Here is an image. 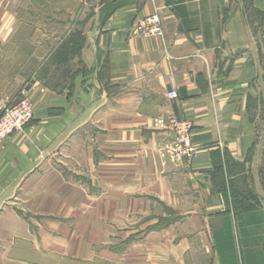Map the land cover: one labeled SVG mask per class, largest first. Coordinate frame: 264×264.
I'll list each match as a JSON object with an SVG mask.
<instances>
[{"label":"crops","instance_id":"1","mask_svg":"<svg viewBox=\"0 0 264 264\" xmlns=\"http://www.w3.org/2000/svg\"><path fill=\"white\" fill-rule=\"evenodd\" d=\"M106 1L96 0L82 49L90 80L78 74L61 91L35 83L33 119L0 142V264H41L38 234L86 194L147 224L172 217L147 233L160 248L151 264H264V200L235 212L237 198L214 178L218 163L224 182L246 180L264 198L255 172L264 123L254 115L264 109L263 27L252 29L244 0H124L110 12ZM252 3L264 11V0ZM155 13L163 35L134 33ZM184 120L190 158L174 152ZM185 219L199 247L177 230Z\"/></svg>","mask_w":264,"mask_h":264},{"label":"rangeland","instance_id":"2","mask_svg":"<svg viewBox=\"0 0 264 264\" xmlns=\"http://www.w3.org/2000/svg\"><path fill=\"white\" fill-rule=\"evenodd\" d=\"M95 28L96 0H0V114L4 108L14 106L35 83L61 91L71 87L78 74H82L84 83L89 81L91 69L83 60L82 49ZM66 43L67 50L71 49L67 60L62 49ZM85 86H92V82ZM254 115L264 123V109L254 111ZM260 129L258 145L264 151V125ZM263 151L256 158L255 172L264 189ZM237 187L248 193L247 204H261L264 200L246 180L240 179ZM129 210L109 206L103 198L94 202L86 194L84 206L52 216V222L46 223L47 231L38 234L41 250L36 251L37 262L151 264L149 258L160 248H155L157 240L147 238V233L169 225L172 217L147 224L142 215ZM177 228L187 240L194 237L195 248L202 244L201 235L195 236L194 223L185 219ZM142 251L145 255H141Z\"/></svg>","mask_w":264,"mask_h":264},{"label":"built area","instance_id":"3","mask_svg":"<svg viewBox=\"0 0 264 264\" xmlns=\"http://www.w3.org/2000/svg\"><path fill=\"white\" fill-rule=\"evenodd\" d=\"M134 33L148 36L163 35L164 30L161 24L159 14H151L139 18L135 22ZM170 98H178L177 91L172 90L168 93ZM34 117V106L26 95L11 107L4 108L0 114V142L9 137L14 132L23 129ZM178 130V140L174 152L177 156L192 157L195 153V147L191 142L192 125L188 121H181L176 124Z\"/></svg>","mask_w":264,"mask_h":264},{"label":"trees","instance_id":"4","mask_svg":"<svg viewBox=\"0 0 264 264\" xmlns=\"http://www.w3.org/2000/svg\"><path fill=\"white\" fill-rule=\"evenodd\" d=\"M123 3H124V0L106 1V4L109 6V10L107 11L110 12V10L121 6ZM244 12H245V16L247 17L248 22L250 26L252 27V29L256 30L257 26H260V27L262 26L263 31H264V11L256 9L253 6L252 0H244ZM68 46L69 44L66 43L62 47L66 55V60L69 58L68 52L71 51V49L67 50V48H69ZM224 176L225 174H224L223 166L216 163L215 169H214V178L228 197L232 196L233 198L234 197L237 198V201H234V205H233L235 212L249 211V210L256 209L260 206V204H255V205L247 204L249 203V201H247L249 200V198L248 196H246L248 193L240 191V189L237 186L233 187L232 183L229 184L226 181L224 182ZM228 209H229V206H228Z\"/></svg>","mask_w":264,"mask_h":264}]
</instances>
